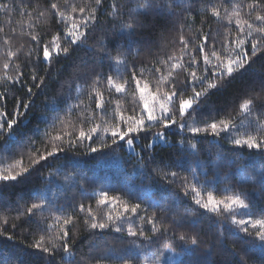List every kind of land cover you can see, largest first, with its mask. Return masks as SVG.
I'll list each match as a JSON object with an SVG mask.
<instances>
[{
  "label": "snow or ice",
  "instance_id": "1",
  "mask_svg": "<svg viewBox=\"0 0 264 264\" xmlns=\"http://www.w3.org/2000/svg\"><path fill=\"white\" fill-rule=\"evenodd\" d=\"M193 10L190 0L0 3L6 24L15 12L29 18L21 35L30 37L22 63H12L21 49L9 47L0 66V81L19 85L27 97H15L12 113L0 105V264H28L26 256L33 264H92L93 242L103 230L126 231L145 242L133 240L140 252L131 256L130 249L116 247L119 237L113 236L107 257L112 264H160L152 245L161 239L165 248L175 242L171 250L188 257L179 264H196L191 256H210L214 249L226 254L221 264H264V72L253 67L264 59V2L202 0L199 26ZM208 18L220 26L227 21L223 33ZM41 22H51L44 32L34 27ZM157 31L163 43L153 39ZM169 32L175 33L171 39ZM0 34L11 45L4 24ZM59 60L70 61L67 76L65 66L55 68ZM52 82L59 87L48 97ZM236 85L239 105L223 100L218 106ZM8 91L0 92V101ZM41 94L51 115L25 132L22 121ZM245 150L259 168L249 171L237 163ZM111 162L130 165L142 181L158 184V195L94 178ZM249 183L257 185L259 203L239 187ZM20 184L31 187L14 193V200L3 197L9 185ZM18 229L31 241L13 250L17 246L9 242ZM81 230L91 237L87 253L77 249Z\"/></svg>",
  "mask_w": 264,
  "mask_h": 264
},
{
  "label": "trees",
  "instance_id": "2",
  "mask_svg": "<svg viewBox=\"0 0 264 264\" xmlns=\"http://www.w3.org/2000/svg\"><path fill=\"white\" fill-rule=\"evenodd\" d=\"M3 2H10V0H0V3ZM37 2V0H33V5H35V3ZM39 4L42 6H45L48 2V0H38ZM190 2L193 3V17L195 20V24L194 26H199L200 25V20L201 18L204 17V13L201 12L200 6H201V2L202 0H190ZM215 3L219 4L221 3V0H214ZM262 2H264V0H262ZM230 7V4H229ZM221 12L223 14V8H221ZM15 17L12 21V18ZM8 20V16L6 13H2L0 12V24H4L5 25V31L6 33L8 32L9 27H15L17 29V34L21 35V32H26L28 31V29L26 28V23L29 20V18L26 15H21L19 12H15L12 14L11 17V22L10 24H6L5 22ZM50 24H45L43 22H41L38 25H34L35 30L39 31V32H44L46 29H48L50 27ZM208 24H211L213 26V28L216 27H220V32L223 33L224 31V26H227V21L223 22L224 26H220V24L218 22H216L214 20V18H208ZM208 24H205L204 27L207 29ZM55 30V29H53ZM13 34V33H11ZM175 35V33L173 32H169L167 33L168 39H171L172 36ZM3 36L4 34H0V66H2L3 60L6 58L4 56V54L2 53L1 48L3 46H5L3 43ZM12 37V36H11ZM45 39H50V36H45ZM153 39L158 41L159 43H163V41L160 39V33L159 31H157L154 35H153ZM30 43V37L26 36V35H21V41L20 43L24 46V48L22 49V55L18 56L17 58H14L13 61L15 60V62L13 64L16 63H22L25 59V53L28 50V46L25 43ZM12 46H16L17 45V41L12 39ZM7 46V45H6ZM75 55V54H74ZM143 59V54L141 55V57H137V62H139V60ZM70 61H66V60H59L58 62H56L55 64V68H60L61 66H65L66 71L64 73V76H67L68 71H70V69H67V65H69ZM261 65H264V59L261 60H257L255 65L253 66L255 71L257 72V74L264 72V68L261 67ZM10 74L15 75V73L10 72ZM42 74V73H41ZM3 75V70L2 67H0V76ZM64 77L62 76L61 79H63ZM59 87L58 83L52 82L50 84V86L48 88H46V95L48 97H51L53 95H55L57 88ZM239 85H236L235 87H230L228 92L220 98V100L218 101V106L220 101L223 100H227V101H234L235 105L238 106L239 103L241 102L242 99V94L240 93V91H238L239 89ZM5 88H8L9 91L7 93V100L6 101H0V105H3L8 113H12L15 107V97H23L24 99H27L26 95H25V89L20 88L19 85H12L10 82L5 83L3 81H0V92H3ZM84 93H85V97L86 98V93H87V87L85 86L84 88ZM72 96L75 97L77 95L76 91H75V85H73L72 87ZM46 95L45 94H41L40 96H38L36 98V105L33 108H30L28 110V117L26 119H24L22 121V129L23 131L27 132L28 129L33 128L37 122L38 119L40 117H42L43 115L47 114V115H51V113L46 112V107H45V100H46ZM213 99H217L216 97H213ZM71 103H75V100L73 99L72 101H70ZM57 103H59V106L61 109L65 108V103L60 102L59 100L57 101ZM21 111H23V109L21 108ZM61 114L63 115V111L61 112ZM73 117L75 116V113L72 114ZM10 118V117H9ZM6 126V125H5ZM39 127L41 130H43L46 125L44 123H40ZM55 134V133H53ZM34 139L39 140V134H37V136L34 137ZM178 139V137H177ZM141 144L146 143V141H141ZM38 147H42L41 145H37ZM50 147V146H49ZM230 147L228 145H225V148ZM159 151V148L157 149ZM80 151L82 152L83 149H80ZM215 150H213L214 152ZM121 157H123L124 159H129V157L127 156V154L125 152H121L120 153ZM18 158V157H15ZM82 158V157H81ZM202 160L203 159H215V156L213 155L211 158L208 157L207 155H202L200 157ZM8 163H11V160L7 161ZM56 162H53V165ZM237 163H244L246 165V170H251V168L255 167V168H259L260 165L258 162H250L247 159V150H245L244 152V156L242 157V159L240 161H237ZM97 166L89 164L88 165V169H93L95 170ZM233 167H235V165H233ZM105 171L104 172H96V176L94 178L99 179V180H103L105 182H111L114 184H124V183H128L131 185V187L136 190V191H145L148 190L150 192V194L153 196V198H155L158 195V188L160 187L158 184H154V183H150L147 179H144L142 181L139 172H135L133 173V170L131 168L130 165L125 166L124 168H121L118 164H116L115 162H111L108 163L107 165H105ZM87 170V169H86ZM71 171V169L69 170ZM222 171H227V169H222ZM89 175H91V173H89ZM209 175H211V172H209ZM38 184V182H36ZM223 183H226L223 182ZM223 183L219 184L217 187L218 188H222L223 187ZM234 187H235V181H233ZM31 187V184H20V185H16L14 188L9 185L5 191L3 192V197L4 198H9L11 197V199H15V195L14 193L16 192H20V193H24L27 192L28 189ZM94 187H99V184L94 185ZM173 188H175L177 191H179V187L177 185H173ZM241 188V190H246L249 193H252L251 195V199L257 201L258 203L260 202L259 198L255 196V194L253 193V189H255L257 187V185L249 183L246 185H240L239 186ZM71 194V193H70ZM114 194V193H113ZM218 194H223V193H218ZM94 204V201H93ZM138 223V221H137ZM204 225H205V229L207 228V225L210 223V221L205 218L203 221ZM146 231L150 232V225H144ZM200 225H197V228H199ZM127 228V225H125V229ZM180 230H184V229H178L177 231ZM99 231V230H98ZM201 235L203 236L204 233L202 232ZM80 236L82 237L80 244L77 245V249L79 250L80 253H87L88 252V243L91 240V237L88 235L87 232L81 230L80 232ZM113 236H118L119 239L115 242L116 243V247L117 248H127L130 249L129 251V255L131 256H138L140 249L135 248L133 246V240H135L136 244H142L145 243L143 242L142 238H132L129 237L127 232L125 231L124 233H120V234H116V233H112L109 230H103V235L98 236V238L93 242L94 243V251L91 253V255L94 257L92 264H95V260H100L102 262V264H112L111 260H108V250L109 247L111 245L112 241V237ZM31 241V237H28L27 239H25L24 237L19 235V229L17 230V238L15 241H11L9 243H14L17 248L13 249V250H18V248L20 247H25L30 243ZM164 241L161 239L158 242L154 243L152 245L153 251L155 253V256H157L158 258L160 256H162L168 248H165L163 246ZM175 246V242H173L171 247ZM3 247V244H0V248ZM176 251L180 250L177 248ZM191 255V254H189ZM259 253H256V256H258ZM256 256H253V259H256ZM28 261V264H33L34 258L30 257V256H26L25 257ZM140 259H143L142 256L139 257ZM188 257H185L181 254V258L179 260V262L182 259H187ZM226 258V254H220L217 252V250H213V253L209 256L203 253H197L195 256H191V259L193 261L196 262V264H199L200 261H211L212 264H221V261H223ZM80 260V255H77V261ZM138 264V262H137Z\"/></svg>",
  "mask_w": 264,
  "mask_h": 264
},
{
  "label": "rangeland",
  "instance_id": "3",
  "mask_svg": "<svg viewBox=\"0 0 264 264\" xmlns=\"http://www.w3.org/2000/svg\"><path fill=\"white\" fill-rule=\"evenodd\" d=\"M41 7H43V6L41 5ZM14 18L15 17L12 18V21H13ZM7 33H8V35L12 36L13 40L17 41V45L16 46H12V45L3 46L1 48L2 53L5 56V53L8 50V48L11 47V49L13 51H15L16 49H21V51L18 53V56H21L22 55V53H21L22 49L24 48V46L20 43L21 35L17 34V32L15 34H11V32L8 31ZM25 44L27 46H29V43L26 42ZM14 62H15V60L12 61V63H14ZM180 258H181V254H180L179 251H172L171 248H168L167 251L162 256L159 257V260H160V264H179Z\"/></svg>",
  "mask_w": 264,
  "mask_h": 264
}]
</instances>
